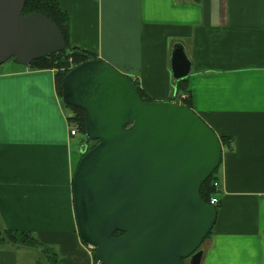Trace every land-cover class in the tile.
Here are the masks:
<instances>
[{"label":"crops","instance_id":"obj_1","mask_svg":"<svg viewBox=\"0 0 264 264\" xmlns=\"http://www.w3.org/2000/svg\"><path fill=\"white\" fill-rule=\"evenodd\" d=\"M59 3L70 50L107 62L152 101L189 99L187 107L227 139L200 264H264V0ZM176 44L189 63L179 80L171 69ZM35 65L7 61L0 69V233L35 232L56 264H90L69 205L73 111L64 109L57 69ZM37 259L0 241V264Z\"/></svg>","mask_w":264,"mask_h":264},{"label":"water","instance_id":"obj_2","mask_svg":"<svg viewBox=\"0 0 264 264\" xmlns=\"http://www.w3.org/2000/svg\"><path fill=\"white\" fill-rule=\"evenodd\" d=\"M25 0H0V65L64 51L57 24ZM173 77L188 73L183 47L171 59ZM61 100L84 113L85 138L72 176L79 239L102 264H200L201 246L216 220L201 184L219 167L215 132L179 102L144 101L134 81L99 58L68 70ZM122 235L115 236V232Z\"/></svg>","mask_w":264,"mask_h":264},{"label":"trees","instance_id":"obj_3","mask_svg":"<svg viewBox=\"0 0 264 264\" xmlns=\"http://www.w3.org/2000/svg\"><path fill=\"white\" fill-rule=\"evenodd\" d=\"M59 2L60 0H25L23 14L27 15L32 12H39L45 15L46 17L51 19L53 22H55L57 26H59L64 36L66 23H67V14L61 9ZM64 39L66 42L65 36H64ZM92 58H96V57L84 54L83 52H80L75 49L70 50L66 43V48L64 51L53 53L47 57L34 60L31 64H36L35 66L42 67V68H56L57 69L58 71L57 72V85H58L59 94L61 96L62 95V79H63V76L68 72L70 67H73L79 63H82ZM134 84L137 87L140 97L144 101H152L148 97L144 96V94L142 93L141 90H139L135 82ZM178 86L179 88L183 89V91L186 90L184 85L179 84ZM183 104L186 106H189V99H187ZM66 106H69V105H66ZM69 107H71L73 111L71 120H73V117L75 120L76 119L79 120L78 116L74 113V110H77L78 112L80 111L82 113L81 120L77 121L79 124V131H80V134H82L83 136V141L88 143V145H90L89 148H91L95 144V142L86 140L85 138V121H84L83 111L73 106H69ZM219 139H220L221 144L222 143L226 144L227 142L226 138H219ZM79 160L77 161L75 168L77 167ZM215 181H216V177H215V173H213L200 186V189H199L200 196L202 200L206 203L210 202L211 197H214V196L216 197L217 190L215 189L213 185ZM209 234L206 237V239L209 237ZM0 235H1L0 241L4 240L17 247H24V248H30V249L37 250L38 251L37 264H56L57 263V254L55 250L50 246L46 247V245L41 244L31 232L4 230L2 231V233H0ZM114 235L120 236L122 235V233L117 231L115 232ZM48 251L49 252L51 251L53 253V255H51L49 258L46 257V254H47L46 252ZM184 263L185 261H183V264Z\"/></svg>","mask_w":264,"mask_h":264},{"label":"rangeland","instance_id":"obj_4","mask_svg":"<svg viewBox=\"0 0 264 264\" xmlns=\"http://www.w3.org/2000/svg\"><path fill=\"white\" fill-rule=\"evenodd\" d=\"M7 62H5L4 64H2L1 66H0V69H1V67L2 66H4L5 64H6ZM8 64H14L16 67H20V68H22V67H25L24 65H20V64H17V63H15V61L13 60V59H10V60H8ZM64 109H66L67 110V112L68 113H71V111H72V109H71V107H69V106H65L64 105ZM74 113L78 116V118H79V120H81V115H82V113L79 111H77V110H74ZM75 116V115H74ZM79 120H75L74 119V117H73V120H72V123H76V124H78V122L77 121H79ZM79 125V124H78ZM83 140V136H82V134H79L78 136H75L74 138H73V141H72V159H73V163H75L76 164V162L79 160V158H80V153H79V148H80V145H81V141ZM84 144L85 145H87L88 147L90 146V145H88V143H85L84 142ZM83 144V145H84ZM91 144V143H90ZM217 171V170H216ZM216 171L214 172V173H216ZM68 194H69V205H70V207H71V210H73V202H72V190H71V181L69 182V184H68ZM73 216H74V212H73ZM74 220H75V216H74ZM75 224H76V220H75ZM77 230V229H76ZM33 232V231H32ZM33 234L35 235V232H33ZM205 242V241H204ZM204 242H203V244H202V246H201V248H204ZM47 247V246H46ZM29 250L30 251H32V252H34L35 253V255H36V257H38V251L37 250H35V249H30L29 248ZM47 254H46V257H50L51 255H53V253L50 251H48V252H46ZM184 264H188L187 263V261H185V263Z\"/></svg>","mask_w":264,"mask_h":264},{"label":"built area","instance_id":"obj_5","mask_svg":"<svg viewBox=\"0 0 264 264\" xmlns=\"http://www.w3.org/2000/svg\"><path fill=\"white\" fill-rule=\"evenodd\" d=\"M70 68H72V67H70ZM79 134H80L79 125L76 123L75 124L72 123V125L69 126V136L75 137V136H78ZM83 144H84V141L82 140L80 146H83ZM213 185H214L215 189L217 190L218 189L217 181H215ZM217 203H218L217 197H215V196L211 197L209 204L216 206ZM83 244H84L85 249L87 251V254L89 256L90 264H102V262L95 256L94 247L89 245V244H85V243H83Z\"/></svg>","mask_w":264,"mask_h":264}]
</instances>
